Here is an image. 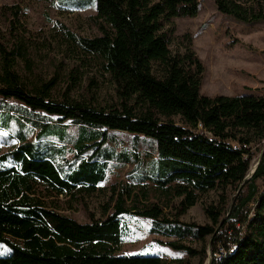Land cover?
<instances>
[{"label":"trees","instance_id":"obj_1","mask_svg":"<svg viewBox=\"0 0 264 264\" xmlns=\"http://www.w3.org/2000/svg\"><path fill=\"white\" fill-rule=\"evenodd\" d=\"M213 1L218 13L235 21L264 22V0ZM86 2L94 7L98 35L71 38L113 85L116 102L107 108L72 99L69 88L54 99L56 77L45 80L32 69L20 6L0 7L8 34L7 44L0 42V130L14 140L0 155V246L6 250L0 264H190L181 257L117 255L126 232L123 217L131 215L175 238L167 246L198 264L206 248L182 244L185 235L210 239L209 264H264V191L257 184L264 157L245 179L250 147L264 137V95L199 94L202 63L189 49L172 54L164 30L174 18L195 17L198 0ZM19 61L27 74L20 73ZM56 125L77 130L59 139L58 147L44 135ZM106 131L152 142L153 156L134 176L139 186L113 187L104 218L81 224L60 213V198L72 209L97 190L111 160L99 153ZM60 161L66 164L62 173ZM116 161L128 163L129 157ZM227 188L235 195L225 212L214 205L204 209L209 225L178 220L200 195ZM171 210L173 216L166 212Z\"/></svg>","mask_w":264,"mask_h":264},{"label":"rangeland","instance_id":"obj_2","mask_svg":"<svg viewBox=\"0 0 264 264\" xmlns=\"http://www.w3.org/2000/svg\"><path fill=\"white\" fill-rule=\"evenodd\" d=\"M86 0H0L1 6L19 5L22 10V25L26 28L25 38L29 41V56L33 71L45 80L56 77L52 96L58 99L69 88L72 99L85 101L93 106L110 107L116 102L113 85L102 76L93 62L83 57L75 47L71 36L90 38L98 35L92 21L95 11L92 3ZM94 3V2H93ZM83 6V7H82ZM6 24L0 19V42L7 44ZM172 54H184L189 49L204 67L199 94L207 97L264 95V22L244 24L216 11L213 0H198V13L192 18H174L164 25ZM20 73L27 74L19 61ZM71 76L74 80H71ZM55 119V117H52ZM178 123V118H173ZM66 124V123H65ZM76 128L68 125L52 126L44 130L45 141L57 147L58 140L76 133ZM106 142L100 147L101 156L106 160L103 181L97 190L83 195L79 203L67 209L60 198V213L78 223L104 218L105 207L112 196V188L120 185H138L134 176L146 169L148 156H153L154 144L142 137L128 133L106 131ZM72 136H70L71 138ZM250 147L252 159L246 175L255 172L263 157L260 142ZM14 145V140L0 130V155ZM70 147V145H68ZM91 150L83 156L87 159ZM129 157L128 163L117 162L120 155ZM133 156H137L134 160ZM102 162V158H98ZM59 171H66V164H56ZM254 169L250 173V169ZM251 175V176H252ZM260 191H264V177L257 181ZM232 189L213 190L200 195L197 203L178 218L181 224L203 226L210 224L204 214L209 205L229 207ZM155 197L151 198L154 201ZM178 199L174 201L176 205ZM173 216L174 211H166ZM126 232L122 238L121 249L117 255H159L164 259L181 257L190 264H198V258H188L182 251L167 246L175 241L167 237L149 220L137 216H125ZM182 244L199 250L206 248L207 264L210 259V239L197 242L192 236L185 235ZM230 246V245H229ZM0 252H6L0 246Z\"/></svg>","mask_w":264,"mask_h":264},{"label":"built area","instance_id":"obj_3","mask_svg":"<svg viewBox=\"0 0 264 264\" xmlns=\"http://www.w3.org/2000/svg\"><path fill=\"white\" fill-rule=\"evenodd\" d=\"M260 149H261L260 152L263 153V157H264V137H263L262 140L260 141Z\"/></svg>","mask_w":264,"mask_h":264},{"label":"water","instance_id":"obj_4","mask_svg":"<svg viewBox=\"0 0 264 264\" xmlns=\"http://www.w3.org/2000/svg\"><path fill=\"white\" fill-rule=\"evenodd\" d=\"M251 175H252V173L249 176H247L245 179H249L251 177ZM209 263H210V259H209L207 264H209Z\"/></svg>","mask_w":264,"mask_h":264},{"label":"bare ground","instance_id":"obj_5","mask_svg":"<svg viewBox=\"0 0 264 264\" xmlns=\"http://www.w3.org/2000/svg\"><path fill=\"white\" fill-rule=\"evenodd\" d=\"M253 169H254V168H253V167H251V169H250V171H249V172L251 173Z\"/></svg>","mask_w":264,"mask_h":264}]
</instances>
